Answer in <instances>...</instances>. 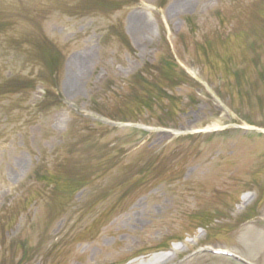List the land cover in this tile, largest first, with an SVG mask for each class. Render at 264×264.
Here are the masks:
<instances>
[{
	"label": "rangeland",
	"instance_id": "obj_1",
	"mask_svg": "<svg viewBox=\"0 0 264 264\" xmlns=\"http://www.w3.org/2000/svg\"><path fill=\"white\" fill-rule=\"evenodd\" d=\"M206 248L264 264V0H0V264Z\"/></svg>",
	"mask_w": 264,
	"mask_h": 264
},
{
	"label": "bare ground",
	"instance_id": "obj_2",
	"mask_svg": "<svg viewBox=\"0 0 264 264\" xmlns=\"http://www.w3.org/2000/svg\"><path fill=\"white\" fill-rule=\"evenodd\" d=\"M166 257H167V255L155 256L149 264H158V263L162 262L164 259H166Z\"/></svg>",
	"mask_w": 264,
	"mask_h": 264
}]
</instances>
